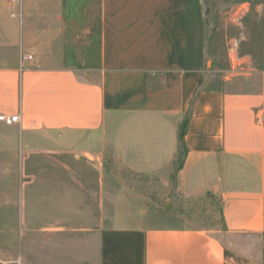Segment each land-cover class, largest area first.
<instances>
[{
    "label": "crops",
    "instance_id": "obj_1",
    "mask_svg": "<svg viewBox=\"0 0 264 264\" xmlns=\"http://www.w3.org/2000/svg\"><path fill=\"white\" fill-rule=\"evenodd\" d=\"M206 47L201 0H0V115L20 116L0 142L28 238L81 264H264V98L209 89ZM123 172L220 223L159 224Z\"/></svg>",
    "mask_w": 264,
    "mask_h": 264
},
{
    "label": "rangeland",
    "instance_id": "obj_2",
    "mask_svg": "<svg viewBox=\"0 0 264 264\" xmlns=\"http://www.w3.org/2000/svg\"><path fill=\"white\" fill-rule=\"evenodd\" d=\"M201 3L207 25V87L264 98V0ZM261 120L264 124V102ZM7 143L0 142V264H81L84 260L75 255L65 258L67 250H72L66 247L64 239L49 241L42 234L28 238L21 218L22 189L16 182L17 176L10 171L12 163L5 153L9 150ZM109 164L116 166L110 160L105 164L107 168ZM3 165L9 166L4 172ZM123 174L128 182L142 185L148 197L162 206L157 214L169 221L159 224L176 226L192 221L196 227H211L220 223L217 206H212L209 199L182 200L171 189H161L156 179ZM47 242L53 244L50 249Z\"/></svg>",
    "mask_w": 264,
    "mask_h": 264
},
{
    "label": "trees",
    "instance_id": "obj_3",
    "mask_svg": "<svg viewBox=\"0 0 264 264\" xmlns=\"http://www.w3.org/2000/svg\"><path fill=\"white\" fill-rule=\"evenodd\" d=\"M193 101L190 104V110L188 111V115L185 117V119L182 121V123L179 125L178 129V154L176 157V160L173 165L174 171L179 170L182 167L184 156L186 154V147L184 144V135L186 132V127L190 118V112H191V107H192Z\"/></svg>",
    "mask_w": 264,
    "mask_h": 264
},
{
    "label": "built area",
    "instance_id": "obj_4",
    "mask_svg": "<svg viewBox=\"0 0 264 264\" xmlns=\"http://www.w3.org/2000/svg\"><path fill=\"white\" fill-rule=\"evenodd\" d=\"M31 60V56H22L21 61H27ZM20 121V116L19 114H12V115H6V114H1L0 115V122L6 126H11L18 124Z\"/></svg>",
    "mask_w": 264,
    "mask_h": 264
}]
</instances>
